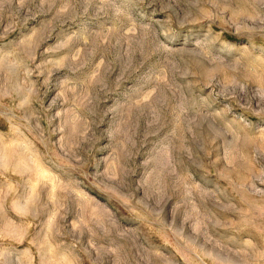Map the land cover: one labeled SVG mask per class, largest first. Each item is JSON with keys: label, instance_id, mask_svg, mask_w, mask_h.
Returning a JSON list of instances; mask_svg holds the SVG:
<instances>
[{"label": "rangeland", "instance_id": "374dc122", "mask_svg": "<svg viewBox=\"0 0 264 264\" xmlns=\"http://www.w3.org/2000/svg\"><path fill=\"white\" fill-rule=\"evenodd\" d=\"M0 264H264V0H0Z\"/></svg>", "mask_w": 264, "mask_h": 264}]
</instances>
